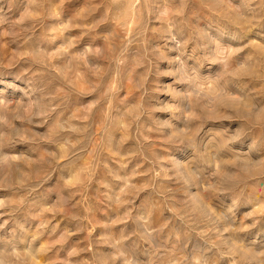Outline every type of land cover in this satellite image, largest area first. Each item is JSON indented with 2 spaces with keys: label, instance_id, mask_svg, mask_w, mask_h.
Here are the masks:
<instances>
[{
  "label": "clouds",
  "instance_id": "1",
  "mask_svg": "<svg viewBox=\"0 0 264 264\" xmlns=\"http://www.w3.org/2000/svg\"><path fill=\"white\" fill-rule=\"evenodd\" d=\"M0 264H264V0H0Z\"/></svg>",
  "mask_w": 264,
  "mask_h": 264
}]
</instances>
